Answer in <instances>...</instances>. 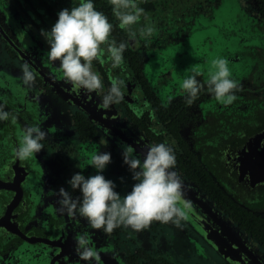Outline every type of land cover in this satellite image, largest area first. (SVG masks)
I'll list each match as a JSON object with an SVG mask.
<instances>
[{"label":"flooded vegetation","instance_id":"af4514ba","mask_svg":"<svg viewBox=\"0 0 264 264\" xmlns=\"http://www.w3.org/2000/svg\"><path fill=\"white\" fill-rule=\"evenodd\" d=\"M78 2L0 0V103L17 116L0 121V264H85L74 250L85 231L100 264H264V0H137L152 37L126 49L120 68L93 61L105 90L113 76L125 80L122 101L108 109L102 93L72 91L58 62L46 59L41 29ZM94 7L113 24L111 38L126 40L108 0ZM217 57L229 61L236 100L222 105L205 86L184 103L182 78L198 68L205 81ZM25 62L35 73L29 90L19 80ZM32 123L47 133L44 148L18 160L13 148ZM164 141L192 203L181 227L154 221L105 234L58 211L59 188L79 195L66 183L71 175L95 174L94 152L111 153L103 175L123 195L133 181L121 143L142 155Z\"/></svg>","mask_w":264,"mask_h":264},{"label":"clouds","instance_id":"9594fccd","mask_svg":"<svg viewBox=\"0 0 264 264\" xmlns=\"http://www.w3.org/2000/svg\"><path fill=\"white\" fill-rule=\"evenodd\" d=\"M108 4L118 27L127 34L126 40L117 42L111 38L113 24L94 7V0H79L70 8L61 9L50 29H41L40 32L48 45L46 59L49 63L58 62L65 83L70 84L74 92L102 93L99 106L104 109L122 101L125 80L113 76L105 90L93 61L108 62L110 69L120 68L125 50L139 45L140 41L147 43L156 31L137 0H108ZM228 64L224 57L212 59L207 79L203 82L197 79L201 71L190 69L179 85L184 103L191 106L206 86L207 92L218 103L232 104L237 98L234 90L238 88V82L231 78ZM20 73L23 88L31 89L35 73L27 62L20 65ZM16 119L17 116L0 103V121L15 123ZM153 133L159 134L156 129ZM46 138L47 133L39 123L24 127L13 148L14 158H32L44 148ZM120 147L123 164L133 181L130 191L121 195L115 190L116 184L105 178L103 171L111 162V153L99 150L90 158L94 175L85 177L82 172H74L66 182L72 191L79 193L77 197L63 187L56 191L58 211L70 217L84 218L88 228L102 230L105 234L120 227L140 232L154 221L181 227L182 221L189 219L192 203L184 198V182L175 170L176 156L172 144L167 141L147 144L142 155L130 144L121 143ZM89 237L87 231L77 234L74 250L85 264H100L99 253L91 246Z\"/></svg>","mask_w":264,"mask_h":264}]
</instances>
